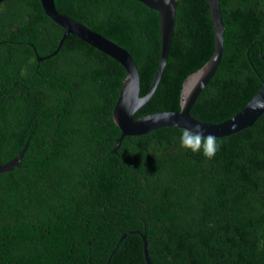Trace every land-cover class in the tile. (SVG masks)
Returning <instances> with one entry per match:
<instances>
[{
	"label": "trees",
	"instance_id": "obj_1",
	"mask_svg": "<svg viewBox=\"0 0 264 264\" xmlns=\"http://www.w3.org/2000/svg\"><path fill=\"white\" fill-rule=\"evenodd\" d=\"M54 6L123 47L136 65L139 95L145 93L159 53L156 11L138 0H89L88 3L55 0ZM218 6L224 26L220 60L189 109L190 116L209 123L221 122L235 114L264 81V0H218ZM35 16L38 19L40 13ZM71 38L75 45L69 54L76 53L81 59H86L88 54L89 72L83 75L80 86L83 87L80 95L84 94L85 100L78 101L87 100L91 109L94 129L91 136L94 139L105 136L99 143L101 151L95 153L100 154L96 158L99 160L107 151L105 146L119 132L111 119V110L125 73L113 58L73 35ZM212 50L213 30L206 0H177L160 78L149 99L133 116L178 111L181 82L209 58ZM8 117V112L7 116L0 115L1 129L9 124L17 125L16 114L13 113L12 121ZM180 136V129L161 127L139 137L127 135L121 140L123 159L131 167H137L136 175L155 179L151 184L158 183L162 191L153 205L155 210L168 213L172 207L176 220L174 227L166 220L164 227L158 229L156 244L148 247L150 262L208 264L222 260L221 264H264V111L249 127L217 137L220 148L212 159L202 152L181 148ZM95 166L98 177L104 171L97 163ZM127 170L130 172L129 167ZM142 200H145L143 196ZM5 204L0 198V209ZM129 206L123 208L129 211ZM27 212L26 216L33 215ZM225 221H231L234 227L226 226ZM219 229L226 234L223 240L228 244L225 252L215 255L210 240ZM134 238V235L126 236L120 248L113 252L110 264H144ZM115 241L113 234L103 248L96 246L91 250L96 257L101 253L107 256ZM68 247L61 246L57 253L65 255ZM13 256L2 249L0 264H12ZM37 264L44 263L37 260Z\"/></svg>",
	"mask_w": 264,
	"mask_h": 264
},
{
	"label": "flooded vegetation",
	"instance_id": "obj_2",
	"mask_svg": "<svg viewBox=\"0 0 264 264\" xmlns=\"http://www.w3.org/2000/svg\"><path fill=\"white\" fill-rule=\"evenodd\" d=\"M48 19L39 0H0V115L18 118L17 125L0 126V168L9 164L0 171V198L6 202L0 209V252H12V264H110L127 235L135 236L143 258V235L149 256L164 222L174 227L172 207L168 213L155 210L162 191L151 184L155 179L136 175L137 167L123 159L122 139L113 145L118 135L96 159L105 136H91V109L87 100L78 101L85 100L80 86L89 72L88 54L86 59L69 54L72 34L63 35L62 27ZM95 163L104 171L98 177ZM27 210L33 215L26 216ZM113 234L116 241L107 256L96 257L91 248H103ZM225 236L219 229L210 240L213 254L225 252ZM65 244L68 252L59 255Z\"/></svg>",
	"mask_w": 264,
	"mask_h": 264
},
{
	"label": "water",
	"instance_id": "obj_3",
	"mask_svg": "<svg viewBox=\"0 0 264 264\" xmlns=\"http://www.w3.org/2000/svg\"><path fill=\"white\" fill-rule=\"evenodd\" d=\"M148 9L156 11L158 15L159 53L154 75L143 95H139V76L136 65L129 53L121 46L108 40L98 32L80 24L65 14L55 10L52 0H39L43 13L54 23L62 27L63 35L70 33L117 61L124 69L117 92L116 100L111 110V119L119 130L114 147L127 135H141L161 127H175L177 129L194 128L199 124L204 129V134L217 137L227 136L245 127H249L264 108L253 110L250 105L257 101H264V81L250 99L235 114L226 120L209 123L196 119L189 114V109L200 90L213 75L221 56L223 43V23L221 20L218 0H206L208 16L213 30V50L209 58L196 70L189 73L181 82L179 92L178 111H160L134 117L149 99L160 78L165 64L169 40L173 28L174 11L177 0H138ZM62 35V36H63ZM58 41V46L61 43ZM54 50V51H55ZM53 51V52H54ZM262 57V56H261ZM9 164L0 168L5 171ZM143 245V259L145 264H151L146 254L144 236L140 235Z\"/></svg>",
	"mask_w": 264,
	"mask_h": 264
},
{
	"label": "clouds",
	"instance_id": "obj_4",
	"mask_svg": "<svg viewBox=\"0 0 264 264\" xmlns=\"http://www.w3.org/2000/svg\"><path fill=\"white\" fill-rule=\"evenodd\" d=\"M250 107L253 110L264 108V101L254 102ZM180 147L191 150L193 153L202 152L207 159H212L220 148L217 138L208 134L205 136L204 129L199 125L194 128H184L181 130Z\"/></svg>",
	"mask_w": 264,
	"mask_h": 264
},
{
	"label": "rangeland",
	"instance_id": "obj_5",
	"mask_svg": "<svg viewBox=\"0 0 264 264\" xmlns=\"http://www.w3.org/2000/svg\"><path fill=\"white\" fill-rule=\"evenodd\" d=\"M152 131V130H151Z\"/></svg>",
	"mask_w": 264,
	"mask_h": 264
}]
</instances>
